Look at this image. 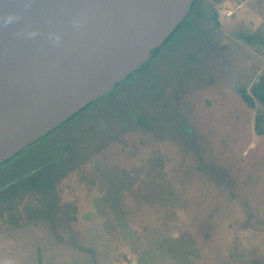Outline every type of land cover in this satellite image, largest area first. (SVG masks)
I'll list each match as a JSON object with an SVG mask.
<instances>
[{
  "label": "rangeland",
  "instance_id": "374dc122",
  "mask_svg": "<svg viewBox=\"0 0 264 264\" xmlns=\"http://www.w3.org/2000/svg\"><path fill=\"white\" fill-rule=\"evenodd\" d=\"M196 8L0 167V264H264V137L240 95L264 75V0Z\"/></svg>",
  "mask_w": 264,
  "mask_h": 264
},
{
  "label": "water",
  "instance_id": "95a60500",
  "mask_svg": "<svg viewBox=\"0 0 264 264\" xmlns=\"http://www.w3.org/2000/svg\"><path fill=\"white\" fill-rule=\"evenodd\" d=\"M197 0H0V167L149 63Z\"/></svg>",
  "mask_w": 264,
  "mask_h": 264
},
{
  "label": "trees",
  "instance_id": "16d2710c",
  "mask_svg": "<svg viewBox=\"0 0 264 264\" xmlns=\"http://www.w3.org/2000/svg\"><path fill=\"white\" fill-rule=\"evenodd\" d=\"M255 38H258V41L264 44V32H260ZM240 95L251 109L258 110L254 129L256 135L264 137V75L261 76L250 91L246 89L240 90Z\"/></svg>",
  "mask_w": 264,
  "mask_h": 264
},
{
  "label": "flooded vegetation",
  "instance_id": "af4514ba",
  "mask_svg": "<svg viewBox=\"0 0 264 264\" xmlns=\"http://www.w3.org/2000/svg\"><path fill=\"white\" fill-rule=\"evenodd\" d=\"M204 1H207V0H203V2ZM213 1V3L214 2H218V0H212ZM200 2H202V0H197V2H196V4L194 5V7H193V10H192V12H191V14L189 15V17L187 18V19H189V18H191V19H193V23L195 22V20H194V15L196 14L197 15V17L198 18H200V17H202L203 16V14L200 12V10H198L196 7H197V5L200 3ZM211 2V0H209V3ZM190 19V20H191ZM189 20V21H190ZM162 49V48H161ZM160 50H158L157 51V53L159 52ZM157 53L154 55V57L157 55ZM153 57V58H154ZM242 98V97H241ZM243 100V99H242ZM243 102H244V100H243ZM245 103V102H244ZM246 104V103H245ZM247 105V104H246ZM248 106V105H247ZM249 107V106H248ZM250 108V107H249ZM251 109V108H250Z\"/></svg>",
  "mask_w": 264,
  "mask_h": 264
}]
</instances>
